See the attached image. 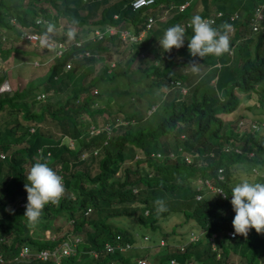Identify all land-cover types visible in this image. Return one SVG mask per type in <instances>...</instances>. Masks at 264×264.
Returning a JSON list of instances; mask_svg holds the SVG:
<instances>
[{"label":"trees","instance_id":"trees-1","mask_svg":"<svg viewBox=\"0 0 264 264\" xmlns=\"http://www.w3.org/2000/svg\"><path fill=\"white\" fill-rule=\"evenodd\" d=\"M183 1L154 0L151 6L163 4L169 11L168 17L158 20L156 11L146 12L145 6L133 10L129 0H0V38L8 44L0 45V60L11 52L24 55L30 50L38 65L47 66L40 76L31 69L25 81L14 66L0 70V81L6 74L12 85L11 91L0 92V150L7 152L0 158V264H187L190 260L233 264L229 254H239L243 264H258V255L264 254V233L251 229L247 237H229L225 230L233 228V182L264 183V129L261 133L259 120H247L241 112L225 116L243 98L264 90V0H188L182 10L171 6ZM257 3H263L260 29L250 26ZM232 8L244 14L228 20ZM218 10L222 15L212 26L221 31L225 23L233 27L227 33L231 54L192 57L187 39L183 47L168 52L160 46L167 28L179 24L191 38L186 21ZM35 16L42 19L34 23ZM62 17L67 26L60 24ZM148 17L150 26L124 47L130 56L123 66L119 60L102 59L103 53L117 54L115 48L125 40L114 27L125 26L138 34ZM49 23L62 28L58 36L49 33L62 42L59 48L19 42V27L45 33ZM107 26L113 27L111 33L84 38L92 36L93 27ZM68 29L73 31L71 37ZM245 44L252 45L251 54L244 51ZM99 62L101 68L94 73ZM199 64L200 77L181 92L188 70ZM139 80L143 87L135 85ZM40 93L48 95L44 99ZM52 93L58 98L52 100ZM260 102L264 104V95ZM46 117L54 120L56 135L42 129ZM252 122L255 128L250 127ZM89 125L100 131L90 134ZM83 151L87 153L81 157ZM35 162H57L65 191L59 203H48L33 224L23 215L24 185ZM204 180L229 197L207 193ZM150 185L158 187L166 211L158 213L155 203L149 206ZM163 191L171 195L165 197ZM86 207L89 211L84 213ZM179 216L181 226L192 221L196 227L189 229H200L197 239L187 241L185 236L158 231L157 220ZM46 228L53 237H42ZM211 232L221 233L225 243L212 245L206 239ZM66 233L80 236L72 253L44 260L18 255L24 245L51 251ZM157 248L160 254L139 263L141 257L148 258L145 251L151 254Z\"/></svg>","mask_w":264,"mask_h":264},{"label":"clouds","instance_id":"clouds-1","mask_svg":"<svg viewBox=\"0 0 264 264\" xmlns=\"http://www.w3.org/2000/svg\"><path fill=\"white\" fill-rule=\"evenodd\" d=\"M187 1L188 0H185V1L178 3V4H172L171 6L176 7L178 10H182L183 8H179V5L184 3V2H187ZM153 3H154V1L148 6L153 7V6H151ZM129 4H130V2H129ZM259 4L261 5V7L263 6V3H257L256 5H259ZM187 5L188 4H186L184 7H186ZM144 6L148 7L144 4L141 5L140 7H144ZM130 7L132 8L131 4H130ZM140 7H138V8H140ZM254 7H253V10H254ZM138 8H132V9L137 10ZM165 10H167V9H165ZM253 10H252V12H253ZM219 12H220V14L217 16H215V14L210 15V16H214L213 22L205 20L204 18L206 16L203 18L199 15L193 16L191 18L190 23H189V26H191L190 29H192V32H193V35L191 36V38H186L185 29H184V27H182L179 24H176V25H173V26L167 28L163 34L162 39L159 41L160 46L163 47L165 52H168L173 48L179 49V48L183 47L185 39H187L188 40V44H187L188 53L192 57L203 58V57L209 56V55L220 57L226 53H230L231 52L230 51V38H229V35L227 33H229V30H233V27L230 24L225 23L224 25L221 26L223 28V30L221 31V30L214 28L212 26V23L215 22L216 18L222 15L221 11H219ZM234 12H236V14H237L236 17L238 15L244 14V13H241L237 8H232L229 12L228 20L230 19V14H232ZM162 15L163 14L161 12H159L158 18L160 19ZM36 18H40V20L42 19L40 16H35L34 23H36L35 22ZM232 19H234V18H232ZM232 19H230V20H232ZM250 26L253 27L254 29H258V28L260 29V27H261L259 25V21L257 23H253L251 21ZM58 27L60 28V34H62L61 26H58ZM148 27L144 26V28H141L139 30V32H143L144 29L148 28ZM55 28H57V26ZM55 28L51 23H49L47 25V31L44 33L45 38L40 40V43L42 46L47 44L46 38L48 37L49 33H51L53 31V29H55ZM94 28H97V27H93V29ZM99 29H104V28H99ZM114 29L117 30V29H120V27H114ZM261 31H262V34H264V32H263L264 28H262ZM72 32H69L70 37L73 35ZM79 33L83 34L82 32H79ZM86 37H87V35H86ZM125 40H127V39L125 38ZM39 63L40 62L37 59L36 63H34V64L38 65ZM197 70H198L197 67L195 65H193V71H197ZM0 84H2V86H5V84L8 86L7 89L0 90V92L8 91L11 89L9 81L6 78H2V80L0 81ZM181 86H185V85H181ZM186 89H187V87L185 88V91H186ZM181 92H184V91H181ZM38 96L41 97V96H43V94L40 93ZM93 129H97V131H94ZM29 130L31 131L33 129L30 128ZM91 130H92V132L90 134L98 133L100 131V127H92ZM107 133L108 132L106 131V135H107ZM38 150H41V152H38ZM38 150H37V154L40 155L42 153L43 149L39 148ZM44 153H45V151H44ZM6 154H7V152L0 150V158H3L4 155H6ZM252 170H254V168H252ZM28 171L29 172H28V175L26 177L28 183H25V185H24V189L27 193V203L25 205V211H24L23 216L27 217V219L30 223L35 224L39 221L40 217L42 216L43 210L48 203H52V204H58L59 203L61 197L63 196L65 188L63 185V178L61 176H59L46 162H35ZM217 176H218V174H217ZM208 183L211 185V187L208 184L204 183L207 187V190L216 191L217 187L215 185H213L211 182H208ZM198 186H197V188H198ZM217 194L223 195L225 199H227L229 197V196H225L223 194V191H221L219 189H217ZM199 196L200 195L197 194L196 198H198ZM230 196H231L230 203L232 206V210L234 211V218L232 220V227L233 228H230L228 230L226 229L225 234L228 235L229 237H233V236H237V235L247 237V235L251 231V229H255V231L258 234L264 233V183L250 182L248 180H242V181L238 182L237 184H235V186L232 187ZM155 204L157 206V212L158 213L164 212L167 210L163 200L158 199L155 201ZM87 208L88 207H86V209ZM86 209H85V211H86ZM85 211H84V213H86ZM195 235L196 236L194 239H187L186 236H185V238L187 241H194L195 239H197V234H195ZM214 236H215V233L211 232L209 235H206V239L211 240L210 238L214 237ZM73 237L78 238V240L76 242H78L80 239V236H76V235L71 234V238H73ZM144 237L145 236H142L143 239H144ZM62 240H60L56 244V246ZM138 240L139 239H137V241ZM251 243H253V242L251 241ZM258 244H260V242H258ZM75 246H76V244H75ZM54 248H52V249H54ZM40 249H47V248H40ZM40 249H35V247H34V250H33L30 248H27L26 245H24L20 248L18 255L20 256V258L35 256V254ZM52 256L57 257L56 255H52ZM60 256H64V255H60ZM216 256H218V255L216 254ZM41 260H44V259H41Z\"/></svg>","mask_w":264,"mask_h":264},{"label":"rangeland","instance_id":"rangeland-1","mask_svg":"<svg viewBox=\"0 0 264 264\" xmlns=\"http://www.w3.org/2000/svg\"><path fill=\"white\" fill-rule=\"evenodd\" d=\"M149 7L150 6L147 7L148 9L146 10V12H148V11H150V9H152L153 11H156L157 12V15H159V12H161L163 14V16L160 19H158V20H164L169 15V11L168 10H165V6H163V5H159V6L157 5V6L153 7V8L152 7L149 8ZM59 20H60V24L63 27L67 24V22L64 19V17H62ZM69 25L72 26V28H77L78 29V26L75 25V24H69ZM19 28L21 30H24L25 29V27H23V26L22 27H19ZM120 28H122V29H128V27H125V26H121ZM52 32H54L53 34L59 35L60 34V28L57 27V28L53 29ZM129 32H131V31H129ZM82 33L84 34L85 32H82ZM88 37L89 38H92V36H87V37L85 36L84 38H88ZM1 40H3V39H1ZM21 40H23V39H21L19 37V42H21ZM238 40H237V42H238ZM53 44H57V42H53ZM0 45L3 48H5V47L8 46L7 43L6 44L4 43V40L0 43ZM126 45H128V40L122 39V41L117 45V48H115L117 54H115V53H113V54H111V53H109V54L108 53H103V55H102L103 58L102 59L103 60H106L107 59V60H110L111 62L114 61V60H119L120 61V65L123 66L124 62H126L127 59L130 56V53L126 50L127 48L124 49V47H126ZM251 48H252V45L251 44H245V46L243 47L244 51H246L247 54H251ZM26 51L27 52H23L24 55L21 54V53H17L15 55L14 53H16V52H11L8 55V57H6L4 60H0V70L2 71L4 68H11V67L14 66V67H16L15 69H16V71L19 74L22 73L24 75L23 76L24 81L27 79V76L26 75L29 74V72H30L31 69H32V71H33L34 74L36 73V76L42 75L46 71V67L47 66H45L44 64L35 65L34 63H36L37 57L33 56L34 52L33 51H30V50H26ZM229 54H231V52ZM41 55L42 54L38 53L36 56H41ZM81 67H82V65H81ZM94 67H95V70H94V73H95L99 68H101L100 62L99 63H96L94 65ZM196 67L198 69L200 67V64L197 65ZM13 70L14 69H11L10 71H13ZM10 71H6L7 74ZM188 71H189V77L187 78V80L184 83L185 86H181L180 87V90L181 91H185V88L186 87H188L190 84L194 83L195 79H197V78L200 77L199 71L198 70L197 71H193V67H192V70L191 71L190 70H188ZM14 74H15V72H14ZM91 75H93V73L92 74H89L88 77H90ZM4 76H3V78H5ZM131 77L132 78H137V74H133V75H131ZM8 81H9V79H8ZM135 85L137 87H143L144 86L143 83L140 80L137 83H135ZM2 89H6V86L0 87V90H2ZM8 91H11V89L8 90ZM167 91H168V89L166 88L165 91H163V92L166 93ZM251 94L252 95L249 98H246L245 100L243 98L241 100V102L238 104L237 108L231 114H228V116H225V118H230V117L233 118L239 112H241L242 114L245 115V119H247V120H249L251 118H253L255 120H259V126L256 123L253 122L254 124H252L250 127L251 128H255V125H257V130L261 131V133H262V131L264 129V104H262L260 102V98H261V95H264V90L261 91L260 89H258L257 91L252 92ZM47 95H48L47 93H43V96H41V97L45 99ZM58 96H59V94L52 93L51 99L52 100H55L56 98H58ZM62 97H63V95L60 98H62ZM104 105H106V104H104ZM237 118H240V117H236V119ZM119 123H120V121H119ZM239 123H240V119H239ZM40 124L42 126V129L49 128L50 129V133H52L53 135H56V131H57L58 128L55 126L54 120L52 121L50 118L46 117L45 121L42 122V123H40ZM244 124H248V122H244ZM92 127L93 126H91V125L88 126V132L89 133L92 132V130H91ZM102 128H105L106 131L108 132V128H107L106 125H103ZM89 137H87L84 140L89 139ZM71 142H72V140L69 139V144H71ZM19 145H22V144H16V146H19ZM86 153H87L86 151H83L80 156L81 157L82 156H85ZM181 153H184V152H181ZM46 155H48V154H46ZM156 156H158V155H156ZM45 158H47V157H45ZM154 158H157V157H154ZM48 165L56 173H58L57 170H58L59 164L57 162L56 163H52V164L50 162V164H48ZM94 167L95 166H92V170H94ZM255 171L256 170L254 169L253 172H255ZM236 178H238V177H236ZM234 180H236V179H234ZM193 182L195 183V182H197V180H193ZM237 183L238 182H233L234 185L237 184ZM207 184L211 187V185L209 183H207ZM217 189L218 188H216V192H217ZM158 191H159L158 187H154L152 185L148 186V188H147L148 197L147 198H148V204H149V206L151 204L155 203L156 200H158ZM206 192L208 193L209 190H207ZM163 194H164L165 197H169L171 195V194L165 193L164 191H163ZM22 204L23 203H19V205H22ZM231 209H232V207H231ZM180 220H183L181 216H179V217H171L168 220H165L164 217H163V218H161V220L160 219L157 220L158 231L171 233V236H174V237H178V236L179 237H183V236H186L187 239H194L195 236H196L195 234H201L200 229L199 230H196V231H193V229H189L190 227H196V225H195L194 222H192V221H184L183 222L184 224L181 226L179 224V221ZM116 223L117 224H120L121 221H117ZM128 226L131 228L130 225H128ZM158 231H157V234H158ZM42 234H43L42 237H46V238H51V237L54 236L53 233L48 228L43 229ZM65 235H66V238L67 239H70L71 238V234L70 233H66ZM222 237H223L222 234L221 233H218V234H215L214 237H211L210 238L211 240H209V241L211 242L212 245L218 247V243H225V241H224V239ZM140 242L141 241H139L138 243H140ZM154 249H155V247H154ZM160 251H161V249H159V248H157L155 250V252L154 253H151V254L149 253L150 251L149 252L145 251L147 253V257L148 258H145V257H141V258H143L144 261L145 260L146 261L147 260H150L155 255L160 254ZM228 259H229V261L230 260L233 261L234 262L233 264H243L244 263V260L243 259H240L239 254H235V255L229 254L228 255ZM187 264H194V263L190 260ZM258 264H264V254L258 256Z\"/></svg>","mask_w":264,"mask_h":264},{"label":"built area","instance_id":"built-area-1","mask_svg":"<svg viewBox=\"0 0 264 264\" xmlns=\"http://www.w3.org/2000/svg\"><path fill=\"white\" fill-rule=\"evenodd\" d=\"M154 0H130V4L132 6V8H138L140 7L141 5H150ZM187 4V2H184L182 4L179 5V8H183L185 5ZM261 8V5H256L254 7V10L252 12V16L250 18V20L253 22V23H257L260 18L262 17V14L260 12V9ZM220 12L217 11L215 13V16L219 15ZM236 12L230 14V19L232 18H235L236 17ZM115 16V14L113 15ZM163 16V15H162ZM161 16V17H162ZM205 20H208V21H211L213 22L214 21V16H206L204 18ZM147 23H145V26L148 27L150 26L149 22L151 21V17H148L147 19ZM40 21V18H36L35 19V22H39ZM186 25L189 24V22L186 21L185 23ZM120 33V36L121 38H126L127 40L129 41H132V40H135L137 38H139V36L141 35L142 32H138V34H133L131 32H129V30L127 29H117ZM20 38L21 39H24L34 45H37L39 46L41 49H46V48H53V47H57L59 48L60 46H62V42L59 41L58 39H54L52 38L50 35H48V37L46 38L47 39V44L42 46L41 43H40V40L41 39H44L45 36H44V33H41V32H37L35 30H31V29H24V30H20ZM113 31V27L111 26H107L105 27L104 29H99V28H94L92 30V37L93 38H100L102 37L104 34H109ZM69 32H72L71 29H68L67 30V34ZM264 32V31H263ZM54 32H51V34L54 36H58L56 34H53ZM60 35V34H59ZM53 42H57V44H53ZM77 43V42H76ZM57 50V49H56ZM57 52L59 53L60 52V49L57 50ZM67 66V65H65ZM6 86V89L8 88V86L5 84ZM0 87H3L2 84H0ZM4 90V89H2ZM94 131H97V129H93ZM38 152H41V150H38ZM46 154H48L47 151H45ZM218 177L220 178L221 175L218 174ZM205 184H207V180H204ZM89 209L87 208L85 212H87ZM78 240L77 237H73V238H70V239H63L54 249H52L51 251H49L48 249H40L36 254H35V257L39 258V259H46V257H48L49 255H56V256H59V255H64V254H68V253H72L73 250L75 249V244H76V241ZM128 245V244H127ZM128 247V246H127ZM144 260L143 259H140L139 260V263H143ZM110 264H117L116 262H113L111 261Z\"/></svg>","mask_w":264,"mask_h":264}]
</instances>
